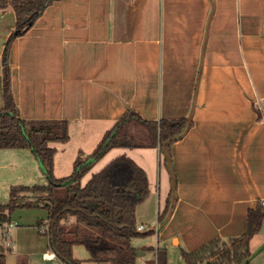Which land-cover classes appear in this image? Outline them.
Wrapping results in <instances>:
<instances>
[{
    "label": "crops",
    "instance_id": "crops-1",
    "mask_svg": "<svg viewBox=\"0 0 264 264\" xmlns=\"http://www.w3.org/2000/svg\"><path fill=\"white\" fill-rule=\"evenodd\" d=\"M16 24L11 5L0 9V110L3 55ZM9 60L19 115L68 122L69 141L53 145L62 174L92 155L129 110L192 121L169 154L107 153L144 168L151 193L156 182L161 190L165 155L159 235L169 264L177 256L188 264L184 251L243 235L249 210L264 205V0H59L13 40ZM250 249V264H264V224ZM54 255L51 247L44 254Z\"/></svg>",
    "mask_w": 264,
    "mask_h": 264
},
{
    "label": "trees",
    "instance_id": "trees-1",
    "mask_svg": "<svg viewBox=\"0 0 264 264\" xmlns=\"http://www.w3.org/2000/svg\"><path fill=\"white\" fill-rule=\"evenodd\" d=\"M56 1L59 0H0V9L11 5L17 16L3 55L5 106L0 110V148L30 149L49 180L47 185L13 186L10 202L0 205V225L10 223L18 207L40 206L47 210L48 231H41L40 222L39 231L49 236L55 257L65 264H83L73 256L77 244L90 251V261L136 264L137 249L132 246V239L143 232L137 229V209L151 192L147 172L131 157L121 155L93 173L85 184L83 179L115 148L160 147L169 154L170 146L184 135L192 121L188 118L147 120L129 110L107 131L92 155L76 159L71 175L57 178L54 175L57 149L50 143L69 141L68 122L25 119L19 115L11 88L9 60L13 40L25 34ZM31 193L36 194L34 204L28 199ZM164 218V214L160 215L159 222ZM263 224L264 205L260 204L249 210L247 231L243 235L228 241L215 239L196 251H184L183 258L188 264H250V241ZM153 250L157 264H169L167 249ZM5 260L6 254L1 250L0 264H5Z\"/></svg>",
    "mask_w": 264,
    "mask_h": 264
},
{
    "label": "rangeland",
    "instance_id": "rangeland-1",
    "mask_svg": "<svg viewBox=\"0 0 264 264\" xmlns=\"http://www.w3.org/2000/svg\"><path fill=\"white\" fill-rule=\"evenodd\" d=\"M50 145L55 146L56 142H51ZM60 154L62 153L60 152ZM113 154L114 153H110L102 158L98 162V165L93 169V172H98L104 168L111 161L110 159ZM65 156H67V154H65ZM157 158H159L158 154ZM164 159L165 155L163 154L159 159L162 162L161 190L158 189V182H156V188L153 193L150 192L148 198L141 203L137 209L138 226L143 224L147 227L142 233L150 230H154V232L151 234L141 233L138 236L133 237V247H147L146 255H137L139 250L136 251V264H157V256L154 253L153 248L160 246L158 248L167 249L168 247L159 235L166 218L165 216L163 221L161 220L159 222V217L160 215L163 217L166 208L164 189L167 186L164 184L167 180L165 179L166 167L163 162ZM38 162L39 161L36 160L35 156L29 149L15 150L0 148V205H7L10 202L11 188L13 186L22 185L33 187L36 185L49 184V180ZM67 163V161L62 162V164L65 165V167L63 166L64 168H66ZM64 171L65 170L61 169V167L56 166L55 168L54 166V175L57 178L71 175L73 170L67 175L62 174L67 173ZM91 173L86 175L83 179V184L89 180ZM29 196L28 199L33 203L36 194L31 193ZM11 222L17 224V226L11 231V244L7 246L6 244L0 243V251L2 250L6 254L5 264H65L59 257L46 259L44 256L46 252H50L49 236L39 231L38 222L41 223L42 227L46 225L47 210L45 208L36 205L18 207L12 213ZM10 223L6 224L5 227H8ZM3 240L7 242L5 238ZM171 243H176L174 238ZM73 256L74 258L81 260L83 264H99L90 261L91 253L82 244L74 246ZM182 262L184 261H182L179 256L172 257V264H182Z\"/></svg>",
    "mask_w": 264,
    "mask_h": 264
},
{
    "label": "built area",
    "instance_id": "built-area-1",
    "mask_svg": "<svg viewBox=\"0 0 264 264\" xmlns=\"http://www.w3.org/2000/svg\"><path fill=\"white\" fill-rule=\"evenodd\" d=\"M17 226V224L15 223H10V225L8 227H5L0 225V243L1 244H6L7 246L11 244L12 239H11V231L12 229H14ZM139 231H145L147 229L146 225H140L137 228ZM41 231H48V226L45 225L43 227H41ZM6 239L7 242H5L3 239ZM55 256V255H54Z\"/></svg>",
    "mask_w": 264,
    "mask_h": 264
},
{
    "label": "water",
    "instance_id": "water-1",
    "mask_svg": "<svg viewBox=\"0 0 264 264\" xmlns=\"http://www.w3.org/2000/svg\"><path fill=\"white\" fill-rule=\"evenodd\" d=\"M140 253H141V251H138V254H137V255H140ZM142 253H143V252H142ZM137 255H136V256H137Z\"/></svg>",
    "mask_w": 264,
    "mask_h": 264
}]
</instances>
